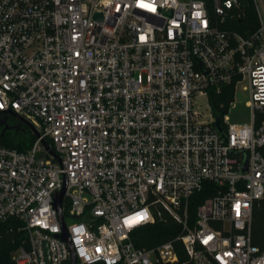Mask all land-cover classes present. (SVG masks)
<instances>
[{"label": "built area", "instance_id": "built-area-1", "mask_svg": "<svg viewBox=\"0 0 264 264\" xmlns=\"http://www.w3.org/2000/svg\"><path fill=\"white\" fill-rule=\"evenodd\" d=\"M247 3L0 0V113L38 133L24 151L0 144L15 264H264V0ZM244 82L250 119L232 125ZM169 221V239L135 246Z\"/></svg>", "mask_w": 264, "mask_h": 264}, {"label": "trees", "instance_id": "trees-1", "mask_svg": "<svg viewBox=\"0 0 264 264\" xmlns=\"http://www.w3.org/2000/svg\"><path fill=\"white\" fill-rule=\"evenodd\" d=\"M230 89L224 90V96H217L212 99L211 103L216 116L220 117V114L224 112L223 108L219 107V104L223 102L225 105L230 98L228 96ZM8 119L6 114L0 113V119ZM16 127L14 131L3 130L0 128V144L15 148L20 151H24L33 143L34 138L27 133L25 126L20 122H15ZM24 130L23 133L21 131ZM208 196L207 189L195 194L190 200V214L194 218L196 206L202 200ZM257 211L254 212V224H253V241L257 243L260 239L264 238V202H261ZM11 224V223H10ZM173 229L172 223H156L154 225L147 226L134 233L133 241L137 247H151L162 241H165L171 237V230ZM21 235L16 232H5L0 239V264H15L12 260V254L17 249L20 243Z\"/></svg>", "mask_w": 264, "mask_h": 264}, {"label": "rangeland", "instance_id": "rangeland-1", "mask_svg": "<svg viewBox=\"0 0 264 264\" xmlns=\"http://www.w3.org/2000/svg\"><path fill=\"white\" fill-rule=\"evenodd\" d=\"M247 86L246 82L238 84L235 88V93H234V99H233V104L229 106V108L226 110V116H227V123L232 124V125H242L244 123H248L250 119V109L248 107V101H249V92L243 90V87ZM202 112L205 115L209 114V109L207 107H204L202 109ZM0 121H3L0 119ZM17 120L14 119V117H8L6 123L8 126L13 127L10 129L11 131L15 130L16 127V122ZM18 122V121H17ZM25 130L27 133H24L26 135H30L33 138H35L34 132L24 124ZM4 127L3 124L0 123V128ZM24 130L21 131L23 133ZM257 211V210H255ZM254 211V212H255ZM68 222H71V220H68Z\"/></svg>", "mask_w": 264, "mask_h": 264}, {"label": "water", "instance_id": "water-1", "mask_svg": "<svg viewBox=\"0 0 264 264\" xmlns=\"http://www.w3.org/2000/svg\"><path fill=\"white\" fill-rule=\"evenodd\" d=\"M242 1H243V3H244L246 6H248L247 0H242ZM96 16H97V15H96ZM11 114H12L13 116H15L19 121H21L22 123H24L26 126H28V127L34 132V134H35L36 136H38V133H37L36 129L33 127V125H32L29 121L25 120L24 118H22V117H20V116H18V115H15L14 113H11ZM6 121H7L6 118H4L3 121H0V123L4 125L2 131L10 130V129L13 128V127H11V126H8L7 123H6ZM217 126L219 127L218 121H217ZM219 130H220V129H219ZM44 145H45L46 148H48V146H47L46 143H44ZM246 166H247V162H245V163L243 164V166H242V168H241V171H242V172L245 171ZM63 191H64V190L61 191V193L59 194V196L55 199V203H54V206H55V208H56V210H57V212H58V215H59L60 220H61L60 207H61V198H62ZM62 239L67 240L66 234H63V235H62ZM44 248H45V252H46V259H47V262L49 263V252H48V246L45 245ZM71 264H75V258H74V256H73V254H72V258H71Z\"/></svg>", "mask_w": 264, "mask_h": 264}, {"label": "flooded vegetation", "instance_id": "flooded-vegetation-1", "mask_svg": "<svg viewBox=\"0 0 264 264\" xmlns=\"http://www.w3.org/2000/svg\"><path fill=\"white\" fill-rule=\"evenodd\" d=\"M14 117V119H16L18 122H20L21 124H23L24 125V123H22L21 121H19L15 116H13L12 114H9L7 117Z\"/></svg>", "mask_w": 264, "mask_h": 264}]
</instances>
